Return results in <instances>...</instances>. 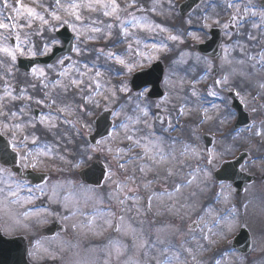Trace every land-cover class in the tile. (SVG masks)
I'll use <instances>...</instances> for the list:
<instances>
[{
    "label": "rangeland",
    "instance_id": "1",
    "mask_svg": "<svg viewBox=\"0 0 264 264\" xmlns=\"http://www.w3.org/2000/svg\"><path fill=\"white\" fill-rule=\"evenodd\" d=\"M179 1L0 0V133L23 171L50 174L34 187L0 164V230L26 234L32 262L264 264V6L203 0L183 15ZM63 27L74 36L69 53L19 67L21 57L64 45ZM212 27L223 32L213 58L196 47ZM160 59L166 95L155 101L134 91L131 77ZM185 67L191 72L177 79L172 70ZM180 82L187 86L176 93ZM235 98L250 115L247 128L234 126ZM219 100L223 111L221 103L202 110ZM102 110L111 111L113 133L92 143ZM228 138L237 146L227 149ZM243 151L242 171L259 180L238 195L214 174ZM99 162L106 174L88 185L79 173ZM244 227L248 254L232 247Z\"/></svg>",
    "mask_w": 264,
    "mask_h": 264
},
{
    "label": "water",
    "instance_id": "2",
    "mask_svg": "<svg viewBox=\"0 0 264 264\" xmlns=\"http://www.w3.org/2000/svg\"><path fill=\"white\" fill-rule=\"evenodd\" d=\"M67 28L62 29V33L60 34L67 42V47L64 49H56V53L52 56H49L47 58L44 59H33V60H24V59H19V62L26 66L27 63L29 64L27 69H29V67L40 63L41 61H45L46 63L50 62L52 59L57 58L60 54L68 52L69 48H70V42L72 39V36L68 33ZM218 45V44H217ZM206 52H210V50H207ZM108 118V117H107ZM103 124H108V127H112V122H104L102 121ZM101 135V134H100ZM98 134L96 136L93 137V141H96V139L98 138ZM9 142L6 138H3V136L0 134V161L3 164H11V162L14 160H16V155L14 153H10L9 155ZM7 154V155H6ZM246 155H244L245 157ZM243 157V156H242ZM13 164V163H12ZM11 164V166H12ZM235 165H238L237 163H234ZM100 169V172L98 174L97 179H94V177L89 176L88 173L84 174V180L87 182H90L91 184H99L103 177H104V168L97 166ZM34 174H30L31 177H33ZM41 176V175H38ZM46 177V176H45ZM44 177V178H45ZM43 178V179H44ZM226 179V178H224ZM251 177H248L247 175H244L243 177V181L242 183L244 184V182H250L251 181ZM241 186V185H240ZM54 227H60L58 226L56 223L54 224ZM54 227H50L49 230L54 231ZM27 238L24 236L21 237H16V238H7L4 237L1 233H0V264H31L30 260H29V246L28 243L26 242ZM248 235L243 233L240 235L239 240L240 242H238V244L242 245V250L246 251V246H244L242 244V240H246V243L248 244ZM238 240V241H239Z\"/></svg>",
    "mask_w": 264,
    "mask_h": 264
},
{
    "label": "bare ground",
    "instance_id": "3",
    "mask_svg": "<svg viewBox=\"0 0 264 264\" xmlns=\"http://www.w3.org/2000/svg\"><path fill=\"white\" fill-rule=\"evenodd\" d=\"M49 6L51 7V5H49ZM168 8H169V7H168ZM168 8H167V9H168ZM170 12H171V13L174 12L173 9H172ZM202 35H203V34H202ZM203 36H204V35H203ZM171 58H172V57H171ZM191 61H192L191 63H194V62H195V59L192 58ZM172 71L175 73V76L177 77V79H180L184 74L186 75V73L191 72L190 69H189V67H187V68L185 67V69L183 70V73H182V74H181L180 69H174V70H172ZM178 72H179V74H178ZM180 84L182 85V82H180ZM177 87H178V90H177L176 93H178V92L181 91L179 85H178ZM182 87H183V85H182ZM196 101H197V104H195V105L197 106V105H198V101H199V98H198V97H197V100H196ZM216 103H221V104L223 105L222 108L218 109L219 111H223V110L226 108V106H227V102H226V101L222 102V101L219 100L218 102H213V103L208 104V105H206V104H202V105H201V108H202V110H204V111H208V108L212 107V105H213V104H216ZM263 105H264V98H263ZM213 124H216V123H213ZM211 127H212V125H210V126L208 127V130H211V129H212ZM229 133H230V132H226V133L223 135V137L230 136ZM68 135H70V134H68ZM223 137H222V138H223ZM121 140H125V136L121 135ZM222 141H229V142H231V143L225 145V147H226L227 149H231V148L237 146V144L234 142V140H233L232 138H228V139H226V140H222ZM133 142H134V141H133ZM134 144H136V143L134 142ZM77 145H78V149L81 150L83 144L78 143ZM140 152H141V149L137 148L134 152H131V153L133 154V153H140ZM127 156H129V155H125V161L129 163V162H131L133 159H131L130 157H127Z\"/></svg>",
    "mask_w": 264,
    "mask_h": 264
},
{
    "label": "flooded vegetation",
    "instance_id": "4",
    "mask_svg": "<svg viewBox=\"0 0 264 264\" xmlns=\"http://www.w3.org/2000/svg\"><path fill=\"white\" fill-rule=\"evenodd\" d=\"M229 1H231L235 6H236V3L241 2V0H229ZM259 2H260V0H259ZM243 3H245V2L243 1ZM233 19H235V17L231 18V23L229 25V29H232V31L234 32V30L232 28V27H235ZM148 94H150L149 91H148Z\"/></svg>",
    "mask_w": 264,
    "mask_h": 264
}]
</instances>
